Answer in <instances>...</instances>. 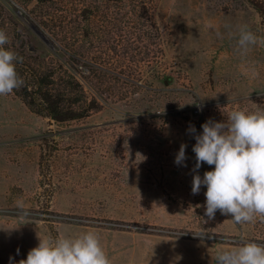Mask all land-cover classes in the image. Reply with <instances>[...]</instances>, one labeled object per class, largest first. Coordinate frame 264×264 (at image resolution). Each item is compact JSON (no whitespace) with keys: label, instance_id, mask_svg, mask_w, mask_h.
<instances>
[{"label":"rangeland","instance_id":"374dc122","mask_svg":"<svg viewBox=\"0 0 264 264\" xmlns=\"http://www.w3.org/2000/svg\"><path fill=\"white\" fill-rule=\"evenodd\" d=\"M0 3L16 33L73 65L101 103L86 117L59 122L13 92L0 95V264L10 257L19 264L39 238L89 231L111 264H216L218 253L244 241L264 244V220L237 224L219 210L209 220L206 186L191 191L196 141L189 126L200 134L209 119L264 109V46L243 57L237 45L242 25L264 38L246 0H153L163 54L150 63L125 55L127 0L118 8L97 0L99 11L88 19V0ZM48 10L58 15L52 34L40 22ZM89 27L97 36H85ZM74 31L78 50L109 72L73 58ZM182 143L187 159L177 165ZM213 169L204 163L198 174Z\"/></svg>","mask_w":264,"mask_h":264},{"label":"clouds","instance_id":"9594fccd","mask_svg":"<svg viewBox=\"0 0 264 264\" xmlns=\"http://www.w3.org/2000/svg\"><path fill=\"white\" fill-rule=\"evenodd\" d=\"M8 43L6 32L0 29V95L10 94L24 83L15 64L22 58L5 49ZM237 45L240 55L246 57L252 47L264 46V38L242 25ZM250 71L253 77L258 75L255 67ZM201 128L202 133L196 134L195 126L190 125L188 132L194 134L196 141L192 148L196 164L191 191L195 195L201 186H206L205 215L214 219L219 210L222 215H231L237 224L255 222L257 218L264 220V109L252 112L236 109L230 112L227 121L209 119ZM186 148V144L180 145L175 157L177 165L187 159ZM204 163L214 165V169L201 177L198 169ZM9 264H14L12 257ZM19 264H111V261L98 235L89 231L77 238H39L38 245ZM216 264H264V244L244 241L218 253Z\"/></svg>","mask_w":264,"mask_h":264},{"label":"trees","instance_id":"16d2710c","mask_svg":"<svg viewBox=\"0 0 264 264\" xmlns=\"http://www.w3.org/2000/svg\"><path fill=\"white\" fill-rule=\"evenodd\" d=\"M47 3L52 0H37ZM116 3L118 8L123 0H105ZM127 47L125 55L130 60L138 59L147 63L156 60L163 54L161 35L152 14L153 0H127ZM258 13L264 25V0H246ZM89 5L84 7L89 16H95L99 11L97 0H88ZM57 9V8H56ZM57 13L49 10L40 18L42 25L51 33L58 26ZM0 29H3L9 43L4 47L14 51L22 60L15 62L18 76L24 81L23 85L13 90L33 112L55 121H68L86 117L93 111L100 109L101 103L91 94H88L79 78V71L71 64L42 52L29 39L16 33L15 20L12 14L0 3ZM54 32V31H53ZM52 34V33H51ZM85 36H97L93 28H88ZM56 37V36H55ZM77 32H73L69 41L72 56L75 60L86 61L91 66L109 72L108 67L94 60V56H86L78 50ZM71 39V36L65 37ZM58 40V38L56 37ZM119 43L114 45L117 50ZM123 68L119 72H123ZM135 68H131L132 73Z\"/></svg>","mask_w":264,"mask_h":264},{"label":"crops","instance_id":"0c3cea01","mask_svg":"<svg viewBox=\"0 0 264 264\" xmlns=\"http://www.w3.org/2000/svg\"><path fill=\"white\" fill-rule=\"evenodd\" d=\"M187 240V239H186ZM188 240H190V239H188ZM195 241H197L199 244H207V242L208 241H204V240H200V239H195ZM188 242V241H187ZM213 242V241H212ZM215 243V245L217 246V245H219L220 244V242H214Z\"/></svg>","mask_w":264,"mask_h":264}]
</instances>
